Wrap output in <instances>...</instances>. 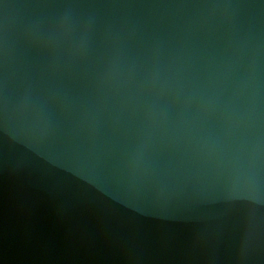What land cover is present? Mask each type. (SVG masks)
Instances as JSON below:
<instances>
[{
  "label": "water",
  "instance_id": "95a60500",
  "mask_svg": "<svg viewBox=\"0 0 264 264\" xmlns=\"http://www.w3.org/2000/svg\"><path fill=\"white\" fill-rule=\"evenodd\" d=\"M0 264H264V0H0Z\"/></svg>",
  "mask_w": 264,
  "mask_h": 264
}]
</instances>
